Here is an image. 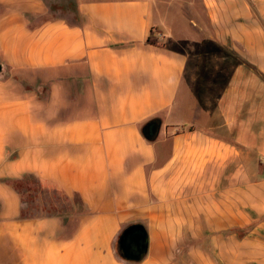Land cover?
I'll use <instances>...</instances> for the list:
<instances>
[{
    "label": "crops",
    "instance_id": "0c3cea01",
    "mask_svg": "<svg viewBox=\"0 0 264 264\" xmlns=\"http://www.w3.org/2000/svg\"><path fill=\"white\" fill-rule=\"evenodd\" d=\"M0 61L51 79L0 76V264H264V0H0Z\"/></svg>",
    "mask_w": 264,
    "mask_h": 264
},
{
    "label": "rangeland",
    "instance_id": "374dc122",
    "mask_svg": "<svg viewBox=\"0 0 264 264\" xmlns=\"http://www.w3.org/2000/svg\"><path fill=\"white\" fill-rule=\"evenodd\" d=\"M54 2V0H52ZM55 7V8H54ZM53 10L50 13H58L61 9L57 6H54ZM67 11L70 13L74 10L69 8ZM211 68V67H210ZM215 68V65H213ZM219 68H222L221 64L219 63ZM41 71L38 70H29V69H20L15 70L14 68H4L3 71L0 72V76L6 77L7 75L14 77L18 83L22 86V90H34L39 93L40 97H45L47 95L51 79H45L44 77L40 76ZM204 88L202 89V92ZM206 94L209 92L206 90ZM34 178V175H33ZM35 180H31L32 182V189L31 190H22L23 197L25 199L24 209L22 214L25 215H35L44 213L47 211L53 210H62L64 213H76V211L72 210L71 204H74L73 200L77 199V195L71 197V201H67L68 198L65 194L58 191L54 186L44 184L38 185L34 184ZM22 189V187H21ZM68 209V210H66ZM67 211V212H66ZM79 211V210H78ZM71 221L72 217L68 218Z\"/></svg>",
    "mask_w": 264,
    "mask_h": 264
},
{
    "label": "water",
    "instance_id": "95a60500",
    "mask_svg": "<svg viewBox=\"0 0 264 264\" xmlns=\"http://www.w3.org/2000/svg\"><path fill=\"white\" fill-rule=\"evenodd\" d=\"M0 70L2 64L0 63ZM161 121L156 118L149 120L142 128L143 133L149 139L157 136ZM120 245L127 258L139 259L147 249L146 231L143 224L133 223L122 231L120 235Z\"/></svg>",
    "mask_w": 264,
    "mask_h": 264
},
{
    "label": "trees",
    "instance_id": "16d2710c",
    "mask_svg": "<svg viewBox=\"0 0 264 264\" xmlns=\"http://www.w3.org/2000/svg\"><path fill=\"white\" fill-rule=\"evenodd\" d=\"M150 41L152 42V43H154V44H158V45H162L160 42H158L157 40H152V39H150ZM0 63L2 64V62L0 61ZM3 65V64H2ZM3 66H2V70H0V72L1 71H3ZM31 180H35L34 181V184L36 183V184H38V185H42V181H41V179L40 178H38V177H35L34 176V178H33V174H26V175H24L23 177H22V179H20V180H16L15 181V185H16V187H18L19 189H21V187H22V190H31L32 189V182H31ZM22 194H23V191H22ZM122 233V232H121ZM121 233H120V235H121ZM120 235H119V238H118V241H117V248H118V252L120 253V255L122 256V257H124V258H126V259H130V258H127L125 255H124V253H123V249H122V247H121V245H120ZM146 242H147V239H146ZM146 252V251H145ZM145 252H143V254H142V256L139 258V259H130V260H134V261H138V260H141L142 258H143V256H144V254H145Z\"/></svg>",
    "mask_w": 264,
    "mask_h": 264
}]
</instances>
